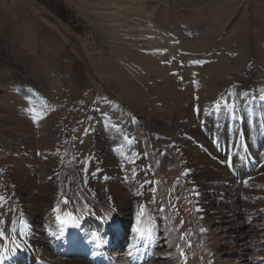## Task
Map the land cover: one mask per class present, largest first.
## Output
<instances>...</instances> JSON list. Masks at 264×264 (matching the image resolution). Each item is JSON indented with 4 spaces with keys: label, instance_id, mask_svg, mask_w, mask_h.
<instances>
[{
    "label": "rangeland",
    "instance_id": "rangeland-1",
    "mask_svg": "<svg viewBox=\"0 0 264 264\" xmlns=\"http://www.w3.org/2000/svg\"><path fill=\"white\" fill-rule=\"evenodd\" d=\"M226 1H229L228 5ZM250 1L253 4L258 2ZM231 2L233 6L229 9L232 12L235 9L233 13L238 16V27L232 18L227 24L216 23L218 10ZM245 2L0 0V98L3 97L10 104L12 114H16L18 120H24L33 127L42 125L47 128L51 124L56 129L52 135L47 130V137L41 134V130L36 132L32 153L45 158L58 146L65 158L60 167L65 171V176L71 175L72 189L80 194L82 203L89 204L87 191L96 193L93 199L98 201L104 200L107 194L99 162L104 164L109 158L112 161L120 160L111 148L121 146L125 138L111 128L126 127L128 111L140 116L137 110L134 111L132 100L127 102L119 98V94L124 99L128 96L118 92L116 83L121 82L120 87L127 88L128 94L135 99L134 88L147 96L146 114L144 118L139 117L143 122L135 124L142 127L132 128L131 140L137 146L141 144V149L139 146L138 149L151 164L155 178L153 184L158 186L163 198L150 204L152 200L146 197H132L130 213L124 211L130 221L126 227L127 236H131L125 238L122 235L123 244L113 249L111 256L115 255L114 252H127L131 248V240L137 238L140 230H143L144 240L150 239L157 245L167 242L169 246L155 249V256L146 264H189L186 259L195 252L204 259L215 252L221 255V250L208 247L207 238L218 225L213 227L205 223L203 219L206 215L196 208L200 204L192 193L194 185L186 177L190 172H186L188 168L181 165V157L176 155L180 154L177 153L178 147H172L169 151L172 155L163 165L155 162L160 152L151 153L154 148L152 142L156 140L155 134L157 136L163 131L154 129L153 115L158 110L165 112L164 98L171 106L181 108L193 99L196 101L201 96L200 92L207 93L201 90L206 86L208 91H212L214 101L209 104L212 109H215V105V111L231 109L234 113L231 117L235 120L242 119L240 113L245 109L244 122L242 119L241 123L234 124L251 128L249 137H262L264 40L258 41L259 24L254 23L253 10L249 5H244ZM198 8L200 15L194 10ZM104 70L115 72L114 80L109 81L106 76L110 71L104 74ZM215 86L220 91V87H223L226 93L219 95V92L213 91ZM175 94L177 100L174 99ZM244 96L245 104L240 102ZM35 109L47 113L42 121ZM210 118L212 123L206 124L207 127L219 125L209 133V142L214 146L223 126H220L222 123L218 116ZM164 122L175 129L180 142L185 138L182 135L184 127H180L185 122L180 125L173 119ZM100 127L106 129L101 134L97 131ZM169 130L163 132V139H169L168 135L173 133L172 129ZM194 132L192 130L188 138L193 137ZM24 137L27 140V136ZM232 146L231 150L246 152L241 138H237ZM41 189L36 194L44 198L43 205L48 218H51L49 215L52 213L48 211L53 206L55 181L42 185ZM58 190L66 197L71 195V191L63 188L62 183L58 185ZM253 192L247 193L248 200L242 205L243 214L237 222L255 229L256 235L261 237L259 245L263 246L264 192ZM10 197L16 198V195L0 168V228L11 227L18 219L20 206ZM142 206L147 208L143 219L139 208ZM161 206H166L164 212L160 211ZM254 209L262 213L258 219L252 216ZM221 216L223 219L233 218L226 214ZM144 219H148L147 224L143 222ZM43 221V218L39 219V223ZM155 222H158V227H154L157 226ZM165 225L170 230L162 236L161 229ZM156 235L159 236L158 241L154 239ZM235 237L237 247H251L247 250L250 264H264V248L257 247L256 238L243 237V241L239 233H235ZM7 238L2 239V251L10 242H14ZM174 242H178L176 247L180 245V252H185L182 254L186 256L184 262H180L181 255L175 262L168 258L176 249L172 245ZM223 248L229 251L234 249L231 244Z\"/></svg>",
    "mask_w": 264,
    "mask_h": 264
},
{
    "label": "bare ground",
    "instance_id": "bare-ground-1",
    "mask_svg": "<svg viewBox=\"0 0 264 264\" xmlns=\"http://www.w3.org/2000/svg\"><path fill=\"white\" fill-rule=\"evenodd\" d=\"M225 4L228 5L229 1H226ZM244 5H249L253 10V21L255 24L257 22L259 24L258 41H263L264 0H258L254 4L250 0H246ZM232 6L231 2L229 6L218 10L216 23L219 25L227 24V21L232 18L234 25L239 26L237 24L239 22L238 16L233 13L235 9L233 12L231 8L229 9ZM194 10L197 15H200L199 8ZM86 42L89 43V40L87 39ZM257 45L259 46V43ZM109 71L104 70L103 72L105 74ZM109 73V75L104 76L109 81L114 80L116 73L113 71ZM120 83H116L118 92L127 95L128 97H125L128 100L122 98L120 94L119 98L127 102L132 100L134 111L137 110L139 117L144 118V114H146L145 104L148 102L147 96L134 88L135 94L133 96L136 97L135 99L128 94L127 88L120 87L122 86ZM220 89L221 91L217 90L215 86L213 91L219 92V95H224L226 93L224 88L220 87ZM201 90H205L207 93L200 92L201 96L196 101L193 99L191 103L181 108L178 105L171 106L169 101L164 98L166 110L164 113L160 110L154 113L155 123L153 127L155 130L163 132L172 129L173 133L168 135L169 139L162 138L163 132L157 136L155 134L156 140L152 142L154 148L151 153L160 152L159 158L155 162L163 165L172 155L169 152L172 147H178L177 153L180 154L176 155L181 157V165L191 169L190 174L186 177L192 186L196 187L192 193L197 195V202L203 210L202 213L206 215L203 219L204 222L213 227L218 225L212 229V234L209 233L211 236L207 234L209 236L207 243L209 249L221 250V255L215 252L208 259H204L201 254L195 252L186 259L187 262L189 264H244L242 262L246 261L248 262L246 264H250L251 262L247 258V250L251 247L247 245L244 249L237 247L235 233L240 234L241 240L243 237L250 236L256 238L257 247L260 246L259 239L261 237L256 235L255 229L243 225V222L238 224L237 219L243 214L241 210L242 205L248 200L247 193L254 191L256 194H260L264 192V132L260 138L249 137L252 134L251 128L234 124L235 122L241 123L242 119L244 122L245 109L240 113L242 119L235 120L232 118L234 113L231 109L222 108L215 111L216 105L215 109H212L209 106L210 102L213 103L214 101L212 91H208L206 86L202 87ZM207 94L206 98H202ZM175 96L177 98L174 97V99L177 100L178 96L176 94ZM245 98L246 96L240 99V102L247 103ZM35 110L37 111L36 115L41 117L39 120L42 121L47 113L39 112L38 109ZM15 116L16 114H12L10 104L1 97L0 168L4 178L11 185L13 194L16 195V198L10 197V199L20 206L19 217H24L27 222L23 227H20L18 218L17 221L15 220L16 223L14 222L15 225L0 228V247L4 243L3 238L8 237V241L14 240L4 248L6 250L0 249V264H141L140 261L144 256L150 254L153 258L155 249L168 246L167 242L157 245L152 240L146 239L143 247L140 240L136 238L131 240V248H128L127 252L119 254L114 252L115 255L111 256L113 253L111 251L115 248L118 249L123 244L121 238H123V232L130 222L128 216L124 215V211L130 213L129 210L133 206L130 204L132 197L135 195L146 197V199L152 200L150 204L160 202L163 198L162 194L159 193L158 186L153 185V170L151 164L147 162L144 154L140 151L141 144H138L140 149L134 140L132 144H128L129 138L132 139L131 134L134 131L132 128L142 127L135 125L143 122L137 114L128 111L126 114L129 120L127 126L111 128L114 132L125 137L123 141L121 140V146L111 148L118 154L120 160L112 161L109 158L104 164L99 162V171L102 172V180L105 182L107 194L103 198L104 200L98 201L93 199L96 193L87 191L86 197L89 204L82 203L79 200L80 194L72 189L71 175H64L65 171L60 166L65 162V158L60 154L58 146L54 147L50 156L45 158L32 153L35 133L41 130V134L45 136L49 130L52 135L56 129L51 124H46L47 128L42 125L33 127L24 120H18ZM210 116H218V120L222 123L220 126H223V131L217 140H213L214 146L209 142L211 141L209 133L219 125L207 127L206 124L212 123ZM166 119L175 120L177 125L186 123L180 126L184 127V134L182 135L185 136L181 142V139L176 137L175 129L164 124ZM104 130L106 129L103 127L97 128L100 134ZM192 130L195 131L193 137L188 138ZM24 136H27V140ZM237 138H241L243 145H246V152H238L237 149L231 150L232 143L234 144ZM145 141L144 139V143ZM224 156L227 158L224 159ZM223 162H225L224 166ZM230 166H233L235 173L231 172ZM51 180L55 181L56 189L52 209L48 211L52 215H49L51 218H48L43 205L44 198L36 193L39 190L42 191V185H47ZM60 183L63 184V188L71 191V195L66 197L58 193ZM69 212L73 213L74 218L69 215ZM224 214L231 215L233 218L223 219L221 215ZM261 215L259 210H253L254 219H258ZM40 218H43V223H39ZM146 221L148 222V219L143 220L145 224H147ZM118 223H121V229L113 232L112 226ZM79 224H83L82 229H79ZM169 230L167 225L163 226L161 235H166ZM142 232L143 230H140V233ZM15 240L17 241L16 244ZM97 243L104 246L100 258H96V254L99 252L96 249ZM176 244L178 242L172 244L174 249ZM229 244L234 249L229 251L223 248L224 245L228 246ZM147 247L149 250H144ZM263 248L264 245L259 247V249ZM227 252L231 254H227ZM179 253L180 250L175 249L168 255V258L175 262L178 260L175 259L180 256ZM131 255L132 258H130ZM236 255L239 256L234 257ZM162 256L165 257V255ZM163 264L167 263L163 262Z\"/></svg>",
    "mask_w": 264,
    "mask_h": 264
},
{
    "label": "snow or ice",
    "instance_id": "snow-or-ice-1",
    "mask_svg": "<svg viewBox=\"0 0 264 264\" xmlns=\"http://www.w3.org/2000/svg\"><path fill=\"white\" fill-rule=\"evenodd\" d=\"M201 231H204L203 229H201Z\"/></svg>",
    "mask_w": 264,
    "mask_h": 264
}]
</instances>
